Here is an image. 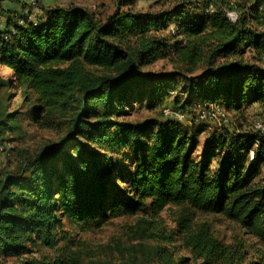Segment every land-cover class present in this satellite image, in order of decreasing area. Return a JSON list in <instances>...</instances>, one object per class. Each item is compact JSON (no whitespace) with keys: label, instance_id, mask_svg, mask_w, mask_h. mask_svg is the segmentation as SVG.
Here are the masks:
<instances>
[{"label":"trees","instance_id":"16d2710c","mask_svg":"<svg viewBox=\"0 0 264 264\" xmlns=\"http://www.w3.org/2000/svg\"><path fill=\"white\" fill-rule=\"evenodd\" d=\"M42 10L36 23L23 13L7 14L0 65L10 72L6 86L21 90L32 124L54 129L64 123L67 132L38 152L19 151L17 168L0 176V264L39 248L54 257L21 264H109L85 261L72 249L75 241L60 231L64 221L99 229L170 206L181 210L177 236L189 257L177 261L158 249L162 264H244L241 246L193 222L197 214L222 215L264 246L260 135L253 129L214 134L197 160L201 127L126 118L133 102L147 95L151 103L163 101L183 78L190 89H177L172 98L187 97L173 109L186 114L196 98L198 109L258 105L264 120V0H175L157 13L120 4L105 18L84 7ZM159 60L175 71H149ZM199 68L198 77L189 76ZM17 117L0 114V130L16 128Z\"/></svg>","mask_w":264,"mask_h":264},{"label":"rangeland","instance_id":"374dc122","mask_svg":"<svg viewBox=\"0 0 264 264\" xmlns=\"http://www.w3.org/2000/svg\"><path fill=\"white\" fill-rule=\"evenodd\" d=\"M129 1L131 0H36L33 9L41 10L46 3L50 4V7H84L105 18L112 14L120 4L123 10L131 9L135 13H157L170 8L175 2V0H133V4H129ZM25 2L29 6L27 0H0V18L7 13V10L4 9L9 4ZM246 57L250 59L251 55L247 54ZM261 65L264 67V60ZM148 70L152 73H168L175 71V68L168 60H159ZM201 71L202 69L199 68L198 71L189 76L192 78L198 77ZM9 77V70L0 65V114H18L15 122L16 128L13 130L2 128L0 130V139L6 140L3 145H0V176L17 168L19 151L38 152L48 145L58 143L67 132L64 123L59 124L54 129L35 127L28 116L30 107L22 102L21 90L15 89L13 86H6L5 83ZM198 82L200 81L196 83ZM170 86L176 88L174 91L176 95H179L177 89L178 91L190 89L189 82L183 78H176ZM170 96H166L163 101L157 98V101L151 103L147 95L143 99L133 102V110H131V114L126 120L134 123L146 121L167 122L170 119L164 117L163 109L166 107L177 108L182 102L184 104L187 92L184 96L178 98H172L175 95L170 94ZM198 103L199 100L196 98L191 104H187L186 114L189 116L197 114L198 108L195 105ZM221 109L228 114L227 117L231 124L219 125L218 120H216L218 117H216L214 120L194 125L199 129L200 127L203 129L199 138V145L194 154V158L197 160L202 158L204 148L212 135L225 134L228 131L242 136L251 132L255 121L262 119L260 112L257 111L254 105L245 106L238 112L226 109L224 106ZM180 123L184 126H191L186 121ZM258 180V183L264 180V167ZM180 216V208L170 206L157 216H153L151 213H141L121 217L112 220L99 229H82L78 225H71L69 221H64L60 231L65 230L68 232L76 245L72 249L77 248V251H81L85 261L98 260L109 264H162L160 259L155 256L158 249L163 250L164 253H170L171 259L177 261L189 257V253L183 250L181 239L177 236L176 221ZM202 224H207L213 235L223 243L236 247L241 246L245 254L244 264H264V246L235 222L218 214H197L193 226L198 228ZM78 243L82 244L79 248L77 247ZM43 256L54 257V253L42 248L32 249L21 258L4 259L2 263L21 264L27 258L37 259Z\"/></svg>","mask_w":264,"mask_h":264},{"label":"built area","instance_id":"2783aa9c","mask_svg":"<svg viewBox=\"0 0 264 264\" xmlns=\"http://www.w3.org/2000/svg\"><path fill=\"white\" fill-rule=\"evenodd\" d=\"M29 6L35 7L36 0H27ZM229 17L231 20H235L236 16L234 14H229ZM22 23V22H21ZM171 95H175V92H171ZM197 114L188 116L186 114H183L175 109L166 107L163 109V115L167 119H173L177 120L179 122H189V124L192 125H198L200 123H205L211 120H214V118L218 117V124L219 125H229L231 124V121L228 119L227 114L222 111L220 106L216 104H210L205 105L204 107H199L197 110ZM253 131L258 133L261 137V147H260V158L264 159V120L260 119L258 121H255L252 127ZM251 160L254 161V151H251L250 153Z\"/></svg>","mask_w":264,"mask_h":264},{"label":"crops","instance_id":"0c3cea01","mask_svg":"<svg viewBox=\"0 0 264 264\" xmlns=\"http://www.w3.org/2000/svg\"><path fill=\"white\" fill-rule=\"evenodd\" d=\"M26 7H25V6ZM27 5V3L25 2V3H21V4H9V6L8 7H5V9L4 10H7L6 12V14L3 16V17H1L0 18V27H1V29L4 27V25H5V22H6V20H7V14L9 13V12H17V13H23V14H26V15H28V18H29V20L31 21V22H34V23H36L37 22V20H39V19H41L43 16H44V13H43V8H49L50 7V4H48V3H46V4H44L43 5V8L41 9V10H37V9H33L34 7H32V6H28ZM5 17V18H4ZM255 106V108L257 109V111H259L260 112V114H261V109H260V107L258 106V105H254Z\"/></svg>","mask_w":264,"mask_h":264}]
</instances>
